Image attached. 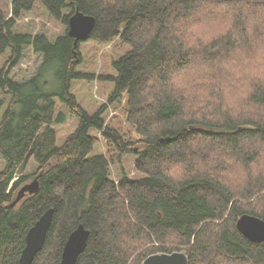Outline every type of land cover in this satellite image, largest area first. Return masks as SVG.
<instances>
[{"label":"trees","instance_id":"trees-1","mask_svg":"<svg viewBox=\"0 0 264 264\" xmlns=\"http://www.w3.org/2000/svg\"><path fill=\"white\" fill-rule=\"evenodd\" d=\"M10 1V16L0 4V56L10 54L0 69V264H20L29 229L50 208L32 264H59L80 224L90 235L77 264H143L175 251L189 264H264V241L237 226L244 214L264 219V56L255 53L264 54V16H246L262 12L264 0ZM39 1L66 25L78 10L93 15L90 38L131 45L113 61L116 74L100 76L113 89L94 114L72 92L74 80L94 77L77 70L81 54L68 31L52 39L16 30ZM204 5L220 13L210 32L214 23L194 18ZM27 47L42 63L21 81L7 64L21 62ZM57 97L79 119L62 145ZM123 101L141 138L106 123L110 104ZM93 129L119 159L134 154L140 176L123 168L111 177V159L92 155ZM32 158L38 169L27 173ZM33 178L37 190L14 203Z\"/></svg>","mask_w":264,"mask_h":264},{"label":"rangeland","instance_id":"rangeland-1","mask_svg":"<svg viewBox=\"0 0 264 264\" xmlns=\"http://www.w3.org/2000/svg\"><path fill=\"white\" fill-rule=\"evenodd\" d=\"M0 4L4 12L8 14L11 8V1L0 0ZM262 9H264V7ZM207 10L208 14H211L209 17H205ZM218 10V8H211L210 6L204 5L201 10L199 9V13L197 12L196 17L194 18L200 19L198 21L203 23H214L213 25H205V30L210 32L213 31V28L222 23H220V19H217L220 17ZM8 15L10 16V13ZM246 16L248 18H253L254 16L262 17L264 16V10L255 14L253 13V15L248 14ZM16 28L19 32H30L34 34L45 33L50 38L56 39L58 36L68 31L69 26L61 20L54 18L42 5L41 1H39L32 11L18 18ZM130 49L131 45L121 41L120 38H116L108 42L89 38L79 44L81 60L77 70L81 73L90 74L94 78L91 77L89 79L85 77L74 80L72 83V92L77 96L81 105L91 114H94L102 105L108 103L110 93L113 89V82L109 80H101L100 76L115 75L116 70L113 67V61L125 55ZM255 53H258L260 56H264L261 50L256 49ZM9 57V53L0 56V69L6 64ZM41 63L42 56L36 54L32 47H27L21 62L17 63L12 68L10 63H8L7 68L11 70L12 75L16 79L23 81L34 75ZM232 70L233 69H231V72ZM246 71V68H244L243 73ZM238 76L239 75H237V77ZM241 77L242 76H239L238 78L240 79ZM242 91L243 88H240L239 91L232 96V98L237 99V96L242 95ZM236 101L238 102V100ZM56 102L57 116L61 113L65 114V120L62 123H54V127L57 131V144L62 145L76 132L79 125V119L77 116L69 112L67 106L59 97L56 98ZM5 109L6 106L1 110L0 118L2 117ZM126 115V106L123 101L122 103L110 104L104 117L106 118V123L119 128L125 134L126 138L133 140L141 138L142 136L135 130V128L128 124ZM91 134L96 138L95 149L92 155L104 153L111 159V177L118 179L123 168L130 176H140V173H138L135 169L136 156L134 154H127L119 159L118 155L111 150V146L98 130L93 129ZM4 165V159L0 157V171L4 168ZM37 169L38 164L36 160L32 158L26 172L33 173ZM33 181L34 178L31 179L29 183H32Z\"/></svg>","mask_w":264,"mask_h":264},{"label":"water","instance_id":"water-1","mask_svg":"<svg viewBox=\"0 0 264 264\" xmlns=\"http://www.w3.org/2000/svg\"><path fill=\"white\" fill-rule=\"evenodd\" d=\"M95 25L96 18L93 15L85 14L79 10L70 17L68 34L75 39V46H79L82 41L90 38ZM37 185V181L34 180L24 186L14 203L19 202L26 192H35ZM53 216L54 209L50 208L29 229L26 236V245L20 257V264H32L37 254L42 250ZM237 226L242 234L251 241H264V219L255 215L244 214L237 221ZM89 235L90 230L80 224L66 241L59 264H77L79 256L87 247ZM143 264H189V257L185 251L160 252L148 256Z\"/></svg>","mask_w":264,"mask_h":264}]
</instances>
